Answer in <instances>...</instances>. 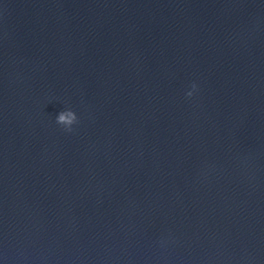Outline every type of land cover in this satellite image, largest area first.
<instances>
[{"label":"water","instance_id":"1","mask_svg":"<svg viewBox=\"0 0 264 264\" xmlns=\"http://www.w3.org/2000/svg\"><path fill=\"white\" fill-rule=\"evenodd\" d=\"M0 264H264V0H0Z\"/></svg>","mask_w":264,"mask_h":264},{"label":"clouds","instance_id":"2","mask_svg":"<svg viewBox=\"0 0 264 264\" xmlns=\"http://www.w3.org/2000/svg\"><path fill=\"white\" fill-rule=\"evenodd\" d=\"M193 88H195V84L193 85ZM189 96L192 95L191 92L188 93ZM78 120V117L76 113L71 110V109H65L61 110L57 115H56V121L57 123L65 126V128L69 131H71V125L76 123Z\"/></svg>","mask_w":264,"mask_h":264}]
</instances>
